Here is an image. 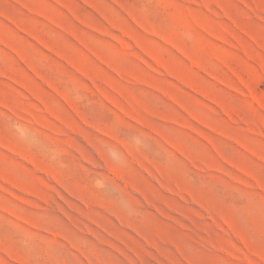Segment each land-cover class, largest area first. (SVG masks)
<instances>
[{
  "label": "rangeland",
  "instance_id": "374dc122",
  "mask_svg": "<svg viewBox=\"0 0 264 264\" xmlns=\"http://www.w3.org/2000/svg\"><path fill=\"white\" fill-rule=\"evenodd\" d=\"M0 264H264V0H0Z\"/></svg>",
  "mask_w": 264,
  "mask_h": 264
}]
</instances>
